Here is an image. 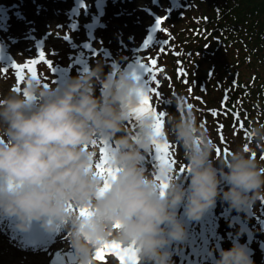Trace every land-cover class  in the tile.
<instances>
[{
	"label": "clouds",
	"instance_id": "clouds-1",
	"mask_svg": "<svg viewBox=\"0 0 264 264\" xmlns=\"http://www.w3.org/2000/svg\"><path fill=\"white\" fill-rule=\"evenodd\" d=\"M103 69L99 61L55 87L29 75L22 87L0 94V216L15 217L25 231L33 220L48 230L70 225L66 238L79 264H98L97 250L110 242L133 248L136 264H171L166 246L186 235L182 204L198 220L218 196L243 212L264 197V162L252 147L264 152V126L248 130L250 143L217 155V143L177 93L169 96L177 111L164 114L158 135L160 109L138 111L148 87L137 69ZM130 116L134 129L126 124ZM166 138L190 174L187 187L156 150ZM149 146L156 150L154 175L142 164ZM215 264L254 261L248 246L233 240Z\"/></svg>",
	"mask_w": 264,
	"mask_h": 264
},
{
	"label": "rangeland",
	"instance_id": "rangeland-1",
	"mask_svg": "<svg viewBox=\"0 0 264 264\" xmlns=\"http://www.w3.org/2000/svg\"><path fill=\"white\" fill-rule=\"evenodd\" d=\"M176 1L177 0H171L172 6ZM165 4L166 0H0V44L2 45L4 43L8 46L6 52L4 50L6 53L4 61L0 58V94H7L10 89L15 87H22L24 79L30 75V73L25 70L23 73L24 79L22 81L19 80L17 77V70L13 65H24L30 60L39 59V54L43 51L45 53V60L40 61V64L36 65V71L38 78H42L41 74L46 73L49 69L51 70V73L48 74L51 80L42 78L44 84L49 83V85L54 87V79L59 78L53 74L55 68H63L61 70H63L64 76L68 75L67 77L70 78L71 76H78L86 67L94 68L99 61L103 62L105 74L110 70L115 73V71L120 68L135 67L145 81L146 86L154 89V91L150 93L151 106L153 109H160L164 114H166V112L174 113L172 110L175 105H172L173 103L169 99V96L174 93L171 94L166 92L169 90L166 85L171 82V78L167 77V72L161 73L162 71L159 70L152 74L146 72L145 62L142 61V57L145 55L143 52H145L151 44L155 43V46L159 44L156 37H158L157 33L161 24L157 27L156 21L164 17L166 21L170 9L173 8L171 7L168 9L170 5ZM186 4L187 2H185L183 6L193 12V8L196 6L192 4L186 6ZM85 15H87V17L83 19ZM163 21L164 20H162V22ZM89 23L91 25L97 24L94 31H90L92 34H88L89 31L86 28ZM74 25L75 28H72ZM32 35L35 39L32 37L29 38ZM170 38L166 49L168 53L175 49L171 42L173 40V35H171ZM64 40H68L69 42L73 40L77 42L80 41V44L84 47V51L88 56H85L86 54L84 53L83 57H79L74 62L68 63L67 61V66L60 60L58 62L49 60V55H51V53H55L58 50L61 51L67 47L62 43ZM228 40L229 39L226 40V43L229 44L230 41ZM226 43L224 42L222 45L225 46ZM233 47L234 46L230 45L228 49L224 48L223 51L218 49L216 54L219 57L223 55L226 56L227 54L228 58L232 56L230 60L228 59L229 63L232 64L231 60L234 58ZM169 54L165 53V56L160 58L159 62L161 65L164 64L165 60H171L167 57ZM46 61L51 62V67ZM222 63L226 64L224 62ZM211 65L210 58L205 57L203 66L209 69V73L210 70L215 71L219 69L218 65ZM150 75H155L157 80L152 81ZM209 82L211 84V89L206 86L210 96L206 99L207 104L204 103L202 100L203 98H201V100L192 101L193 103L190 104L197 112L198 120L204 125H207L210 138L215 140L218 138L219 130L216 127V122L211 123L210 117L213 115V112H218L220 109L218 106H221V108L226 106L227 104L224 105V103H227L232 96L230 93L231 88L228 87L227 81L220 77V75L214 79H209ZM170 84L174 88V85L172 83ZM96 89L99 90L100 86L98 85ZM171 90L173 92L172 88ZM157 92L159 93L158 95ZM230 115L232 114L230 113ZM128 120L127 125L135 128V116H130ZM244 124L241 129L237 127V125H233L225 132L226 134L223 140L228 150H230V148L235 149L240 147L241 140H243V142H248V130L245 128ZM119 135H121V133L117 134V136ZM168 142L171 145V158L175 161L173 167L179 171L181 167H185L184 164L180 163L182 157L177 147L173 145L171 141ZM149 148L153 150L151 159L156 167H151L150 165L143 166L145 167L146 175H154L158 171L155 158L156 150L154 146H149ZM218 149L220 150L221 148L218 147ZM147 154L148 153L143 154L145 161L147 160ZM228 205L227 202H220L219 200H217V204H215V210L219 213H227L228 209L231 213L238 212L237 214H232L236 218L234 225L232 222L230 226L228 223L224 225L225 231L223 236L222 234L219 235V237L223 239L221 246L225 247V249L231 248L233 240H238V237L240 240L246 242L244 233L246 228L242 226V222L248 223L250 219V221L255 222L256 237L254 239L256 243L254 246H256L257 250L255 254L258 260L257 264H264V197L255 201L253 206L256 211L251 217H249L248 212L237 211L228 207ZM8 227L9 229L12 227L11 217L0 216V233L3 232L2 234L5 237H8L4 235L5 233L9 234L10 237H8V239L11 240L13 237H16V235H14L11 232L12 229L9 230ZM69 228L70 225L65 226V228L64 226H60L59 231H57V237L54 240V245L58 244L59 247L67 253V260L70 264H79V258L71 248L69 240L64 238L67 237ZM217 236V234H212L210 239L213 243H215ZM16 241L19 242L18 238ZM3 251L4 249L0 248V264H22L21 262H14L13 259L4 254ZM47 252L46 257H41L38 262L39 264H49L51 252L49 251L48 254ZM24 253L28 254L26 252ZM170 261L172 262L174 259ZM98 264H119V261L112 253H107L105 258L100 260Z\"/></svg>",
	"mask_w": 264,
	"mask_h": 264
},
{
	"label": "trees",
	"instance_id": "trees-1",
	"mask_svg": "<svg viewBox=\"0 0 264 264\" xmlns=\"http://www.w3.org/2000/svg\"><path fill=\"white\" fill-rule=\"evenodd\" d=\"M184 1L186 6H196L193 12L183 6ZM166 4L170 5L168 9L173 8L166 21L163 18L165 22L161 23L157 33L159 44L155 46L154 43L143 52L142 61L147 66L151 59H155L156 67H162L161 73L167 72L174 85L173 88L167 84L169 90L166 92L183 94L189 103L203 98L207 104L206 99L210 97L207 88L211 89L209 79L220 75L227 81L232 97L224 103L226 106H218V112L210 117L211 123L216 122L219 130L214 141L227 152L223 139L219 137L224 138L229 127L237 125L241 129L244 123L247 130L264 126V0H177L173 6L171 0H166ZM171 35L175 49L169 54L166 49ZM225 38L229 39V44ZM224 42L228 46H223ZM230 45L234 46L232 64L228 61L232 56L219 57L216 54L218 49L223 51ZM165 53L171 60H165L166 65H161L159 60ZM205 57L219 69L209 73V69L203 66ZM204 126L207 128L206 124ZM240 143L244 145L250 141L241 140ZM252 147L257 159L264 162V152L255 145Z\"/></svg>",
	"mask_w": 264,
	"mask_h": 264
},
{
	"label": "snow or ice",
	"instance_id": "snow-or-ice-1",
	"mask_svg": "<svg viewBox=\"0 0 264 264\" xmlns=\"http://www.w3.org/2000/svg\"><path fill=\"white\" fill-rule=\"evenodd\" d=\"M161 23H162V19H157V21H156L157 27H159ZM65 38H67V37H65ZM44 60H45V53L43 51H41L39 54V59L30 60L24 65H13V67H15L17 70L18 79L21 81L24 79L23 73L25 70H27L31 76L38 77V74L36 71V65L40 61H44ZM46 62L51 67V62L50 61H46ZM156 65H157V61L155 59H151V63H150V65H147V67L145 68V71L150 73V74L154 73L157 70L163 71L162 69H157ZM5 70H7V69H5ZM182 74H186V73H182ZM150 79L152 81L157 80L155 75H150ZM153 91H154V89L149 87L147 93H145L143 95L141 106L138 109L139 112L151 111L154 115H157L156 110H154L153 107L151 106L150 93ZM158 94L159 93L157 92V95ZM191 107H193V106L189 105V108H191ZM213 114L215 115L216 113L213 112ZM163 116H164V113H162V112H160L157 115L156 132L158 135H163ZM170 148H171V145L166 139L163 142H157L156 150L160 153V158L162 160H164L166 163H168L169 165L173 166L175 164V161L171 158ZM217 151L219 154V149ZM100 171L102 173L107 171L110 175L112 173L111 169H104L102 167L100 168ZM179 171L183 172L184 167H181L179 169ZM164 186L166 187V184ZM107 187H108V184L106 183L105 188H107ZM81 214H87L86 210H81ZM107 253H112V254L118 256L120 261H121V264H136L135 250L131 247H129L128 249H124L116 242L106 243L102 248L97 250L96 259L97 260H103Z\"/></svg>",
	"mask_w": 264,
	"mask_h": 264
},
{
	"label": "bare ground",
	"instance_id": "bare-ground-1",
	"mask_svg": "<svg viewBox=\"0 0 264 264\" xmlns=\"http://www.w3.org/2000/svg\"><path fill=\"white\" fill-rule=\"evenodd\" d=\"M63 1H66V0H63ZM86 17L87 15H85L83 19H85ZM92 31H94V29ZM91 33L92 32L90 31L88 32V34H91ZM31 37L35 39L33 35L30 36L29 38ZM62 43H64V46H67V47H65L61 51L58 50L55 53H51V55H49V60H53L56 62L60 60L61 62L66 64L67 61L68 63L72 61L74 62L79 57L84 56V53H85L84 47L80 44L81 43L80 41L77 42L73 40L72 42H69L68 40H64ZM85 56H88V55L86 54ZM126 124H127V121H126ZM143 154H146V153L144 152ZM2 233H0V248L4 249L3 253L8 255L10 258H12L14 262H21L22 264H39L38 262L40 261L41 257H46L47 251L45 252V249L50 247V251L52 254H61L62 256L66 257L65 264H69L67 260L68 258L66 255L67 253L63 251V249H61L58 244L54 245L55 242L53 244L48 243L47 245L38 246V247H32V246L27 245L28 247L25 248L13 238L11 240L8 239V237H10L9 234L5 233L4 235L8 236V237H5L3 236ZM24 252L28 254H25Z\"/></svg>",
	"mask_w": 264,
	"mask_h": 264
}]
</instances>
